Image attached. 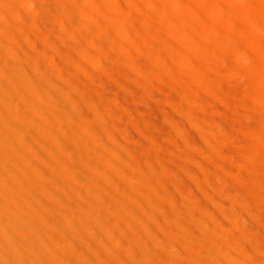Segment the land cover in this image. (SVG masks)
<instances>
[{"label": "rangeland", "instance_id": "1", "mask_svg": "<svg viewBox=\"0 0 264 264\" xmlns=\"http://www.w3.org/2000/svg\"><path fill=\"white\" fill-rule=\"evenodd\" d=\"M79 1L81 9L89 10L85 0ZM138 1L97 0L100 10L89 11L87 18L100 20L77 31L64 26V8L78 9L69 0H37L36 7L23 8L11 1L15 15L9 20L20 36L10 45L21 61L30 62L35 52L46 58L59 51L76 60L79 73L68 74V79L90 88L105 104L115 143L128 156L123 166L130 176L125 179L118 169L110 170L113 178L81 176L80 163L67 151L57 152V159L71 168L67 179L53 156L50 167L37 159L46 174L40 182L52 198L38 190L35 195L48 204L47 216L55 226L52 238L68 241L55 248L66 264L97 259L99 264H220L229 259L264 264V0L202 3L206 11L196 24L197 35L187 38L193 48L179 42L159 17H188L181 3L156 0L150 7L148 0L141 5ZM104 10L136 32H109ZM89 33L106 34L99 65L85 58V52L94 53L99 46ZM172 54L189 60L175 63L173 73L164 61ZM148 56L160 60L148 62ZM39 121L42 135H48L47 120ZM144 166L152 170L148 176L153 187L143 193ZM128 194L134 202L128 201ZM114 203L132 208L133 214L113 216ZM81 211L101 217L104 224L96 225L99 237L83 231L78 243L62 235L58 223ZM206 214L212 219H205ZM125 221L142 237L124 232ZM146 225L153 231L144 232ZM169 225L172 233L164 231ZM102 226L112 233L111 239L101 236ZM206 226L208 234L201 231ZM104 245L117 247L104 251ZM142 248L150 258L140 256Z\"/></svg>", "mask_w": 264, "mask_h": 264}, {"label": "bare ground", "instance_id": "2", "mask_svg": "<svg viewBox=\"0 0 264 264\" xmlns=\"http://www.w3.org/2000/svg\"><path fill=\"white\" fill-rule=\"evenodd\" d=\"M11 1L17 2L22 8L23 5L37 6V0H0V264H66V260L59 256L55 247L67 246L68 241L65 237L57 240L52 238L51 227L55 229V226L50 223L47 216L48 204L35 195V191L38 190L47 199L52 198L51 193L40 182L42 178H46V174L38 167L37 159L46 167H50L52 165L50 156H53L57 170L67 179L71 176V168L57 159V152L67 151L77 163H80L81 176L113 178L110 170L118 169L121 171V177L125 179L130 176L123 166L128 161V156L118 146L119 144L115 143L118 141L117 135L105 114V104L90 93V88L75 86L68 79V74L79 73L76 60L74 62L68 60V56L59 51L58 54L54 53L46 58L35 52V57L30 62L21 61L20 53L10 45L16 42L17 36H20L9 20L13 13ZM69 1L77 5L78 9L64 8L67 17L65 27H75L76 31L81 27L89 29L90 25L100 20L95 16H92L90 21L87 18L89 11L92 13L93 10H100L97 0L84 1L88 4L89 10L81 9L83 2L79 0ZM175 1L182 4L180 5L188 17L178 16L174 20H168L159 14L161 23L179 42L193 48L187 38L197 35L196 24L201 21V13L206 11L202 3H208L210 0ZM144 2L145 0H139L138 4ZM148 4L150 7L155 6L156 0H148ZM105 13L109 32L121 33L123 30L129 33L136 32L137 28L133 25L117 22L110 11L106 10ZM2 32L8 34V38L4 37ZM89 35L92 42L98 43L99 46L94 53L85 52V58L90 65H99L101 45L103 46L106 34ZM51 46H53L51 49L55 48L53 43ZM196 47H199L198 43ZM185 58L172 54L164 61L169 63L170 71L173 73L175 63H187L188 59ZM152 59L160 60L151 57L147 61L150 62ZM149 72L156 74L153 69ZM41 117L47 120L49 134H54L55 139L49 137V134L42 135L43 128L39 121ZM15 120L27 121L28 125H18ZM85 154L90 155L91 160ZM142 168L146 173V177L140 179V188L144 193L152 190L153 186L148 176L152 174V170L146 166ZM155 179L159 181L157 177ZM12 181L17 187L12 185ZM69 185L68 182L63 183V186ZM127 199L134 202L131 194L127 195ZM112 209L113 216L120 219L133 214L132 208L119 203L112 204ZM135 216L142 221L140 216L136 214ZM205 219L211 220L212 215L206 214ZM103 224L101 217L92 218L88 212L81 211L70 217L61 218L58 227L62 235L79 243L83 231L99 237L96 225ZM149 226H143V231L152 232V227ZM102 227L104 228L101 236L111 239L112 233L105 226ZM166 227L165 232H173L170 225ZM201 229L204 234L210 232L207 226ZM124 232L142 237L129 221L124 222ZM116 247L104 245L103 248L104 251H108ZM139 254L141 257L150 258L145 248L140 249ZM80 258L82 254L78 253L77 259ZM93 262L92 264H99L98 259ZM220 264L236 263L229 259Z\"/></svg>", "mask_w": 264, "mask_h": 264}]
</instances>
